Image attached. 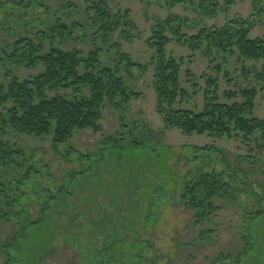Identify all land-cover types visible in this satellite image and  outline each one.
Masks as SVG:
<instances>
[{
  "label": "rangeland",
  "instance_id": "rangeland-1",
  "mask_svg": "<svg viewBox=\"0 0 264 264\" xmlns=\"http://www.w3.org/2000/svg\"><path fill=\"white\" fill-rule=\"evenodd\" d=\"M67 1L51 0L53 13ZM105 1L114 12H130L133 27L123 40V50L134 62L148 67L146 74L135 68L133 78L128 79L139 97L129 104L125 117L119 108L108 107L101 121L103 132L77 134L68 146L71 150L66 147L55 153L49 139L6 138L32 154L41 175L28 184L9 221L0 220V264H264V140L260 134L249 139L187 136L168 127L158 114L151 66L154 53L147 45L153 30L171 17L186 22L189 36L205 26L224 27L243 19L254 24L251 38L263 37L260 3L212 0L218 7L207 8L200 3L171 6L164 0ZM71 2L84 6V0ZM20 10L7 6L0 11L3 42L13 43L21 35L37 37L36 29L45 33L49 20L45 12L35 8L22 17ZM71 20L80 17L72 13ZM75 36L82 33L76 30ZM74 47L86 49L87 44L68 46ZM167 55L183 61L180 81L189 96L175 109L201 112L206 77L212 74L209 62L176 42L167 47ZM228 69L233 72L234 65ZM12 71L27 79L43 69L13 67ZM219 77L222 102L230 104L224 97L230 89ZM255 114L264 121L263 95L256 99ZM145 123L154 153L135 150L104 155L101 143L105 138ZM194 148L209 151L197 149L199 153L194 154ZM242 158L249 164L243 165L244 173L237 164L243 163ZM202 163L206 172L221 173L230 187L227 198L217 201V212L198 223L194 210L183 205L182 196L184 183ZM250 213L261 216L249 219Z\"/></svg>",
  "mask_w": 264,
  "mask_h": 264
},
{
  "label": "trees",
  "instance_id": "trees-1",
  "mask_svg": "<svg viewBox=\"0 0 264 264\" xmlns=\"http://www.w3.org/2000/svg\"><path fill=\"white\" fill-rule=\"evenodd\" d=\"M164 1L171 6L195 7L200 3L207 8L218 7L212 0ZM263 1L258 0L261 18H264ZM50 2L0 0V11L11 6L12 10L21 9L20 15L25 17V13L36 8L49 17L44 34L36 29L33 31L37 37L21 35L13 43L0 38V71H3L0 74V220L4 222L9 221V215L21 203L28 184L41 175L32 163V154H26L25 148L6 138L17 135L49 139L55 153L66 147L71 150L68 146L77 134L103 132L101 121L108 107L119 108L125 117L129 104L139 97L128 79L133 78L135 68L145 74L148 71L147 66L134 62L123 50V40L133 27L128 10L114 12L105 0H84V6L68 0L57 5L53 13ZM72 13L80 20L72 21ZM184 27H187L186 22L181 18L171 17L153 30L147 42L154 53L151 66L158 114L168 127L187 136L249 139L260 134L264 140V121L255 114L257 97L263 95L264 98V36L251 38L254 24L243 19L224 27L205 26L191 36L185 33ZM76 30L82 36H75ZM80 42L86 43L87 48H68ZM173 42L188 48L193 55L201 53L210 64L212 74L206 77L205 106L201 112L175 109L178 102L189 96L180 81L183 61L167 55V47ZM231 65H234L233 72L228 69ZM13 67L42 68L43 71L20 79L12 71ZM219 76L230 89L224 95L232 102L230 104L222 102L220 97ZM101 146L104 155L110 156L135 150L154 153L146 123L105 138ZM197 149L204 153L209 151L194 148V154L199 153ZM242 159L243 163L237 164L238 171L244 173L243 165L248 159ZM203 167L199 166L194 176L184 183L182 196L183 205L194 210L198 223L207 221L217 212V201L227 198L230 187L221 173L206 172ZM49 195L52 199L53 195ZM249 215V219L261 216L259 213ZM17 217L25 231L27 227L20 221L21 216ZM17 238L13 237L14 243Z\"/></svg>",
  "mask_w": 264,
  "mask_h": 264
}]
</instances>
